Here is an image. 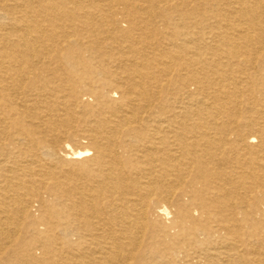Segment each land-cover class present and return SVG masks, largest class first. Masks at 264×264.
<instances>
[{"label":"bare ground","instance_id":"6f19581e","mask_svg":"<svg viewBox=\"0 0 264 264\" xmlns=\"http://www.w3.org/2000/svg\"><path fill=\"white\" fill-rule=\"evenodd\" d=\"M0 264H264V0H0Z\"/></svg>","mask_w":264,"mask_h":264},{"label":"rangeland","instance_id":"374dc122","mask_svg":"<svg viewBox=\"0 0 264 264\" xmlns=\"http://www.w3.org/2000/svg\"><path fill=\"white\" fill-rule=\"evenodd\" d=\"M86 139H81L80 142H75V143H71L69 141H67L66 139L63 140V143L61 146H63L65 148V150H70L71 148H77L80 147L81 145H86L87 142ZM35 213V212H34ZM69 240H76L75 236H69L68 237ZM33 253L35 254V256L40 257L43 254V249L41 247L36 246L35 248H33Z\"/></svg>","mask_w":264,"mask_h":264}]
</instances>
